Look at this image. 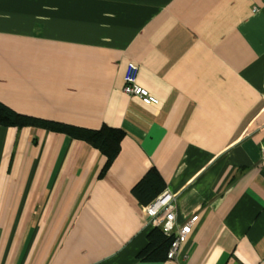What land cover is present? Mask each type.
Wrapping results in <instances>:
<instances>
[{
    "label": "crops",
    "instance_id": "obj_1",
    "mask_svg": "<svg viewBox=\"0 0 264 264\" xmlns=\"http://www.w3.org/2000/svg\"><path fill=\"white\" fill-rule=\"evenodd\" d=\"M131 62L157 104L124 90ZM0 100L124 133L106 167L0 125V264H264V0H0ZM151 168L175 225L198 214L175 259L138 257Z\"/></svg>",
    "mask_w": 264,
    "mask_h": 264
},
{
    "label": "trees",
    "instance_id": "obj_2",
    "mask_svg": "<svg viewBox=\"0 0 264 264\" xmlns=\"http://www.w3.org/2000/svg\"><path fill=\"white\" fill-rule=\"evenodd\" d=\"M0 125L36 126L47 130L66 133L82 139L98 148L107 156L105 166L113 161L120 150L123 131L118 128L102 127L100 129L81 126L61 120L23 113L0 100ZM166 188L160 173L149 169L133 188L137 198L147 205L155 200ZM148 232V243L142 248L138 257L143 260H165L174 235H167L159 227H151Z\"/></svg>",
    "mask_w": 264,
    "mask_h": 264
},
{
    "label": "built area",
    "instance_id": "obj_3",
    "mask_svg": "<svg viewBox=\"0 0 264 264\" xmlns=\"http://www.w3.org/2000/svg\"><path fill=\"white\" fill-rule=\"evenodd\" d=\"M254 9H258V5H253ZM138 65L134 62L129 63L128 70L125 75L124 90L128 94H134L145 103L157 104L159 99L151 95L149 91L141 86L137 80ZM176 200L175 196L169 191H164L155 200L145 205V212L147 215L146 225L148 227H159L167 235H174L168 251V259H175L179 250L180 244L186 239L191 231L193 224L198 219V214L193 215L182 225H175L176 216Z\"/></svg>",
    "mask_w": 264,
    "mask_h": 264
}]
</instances>
